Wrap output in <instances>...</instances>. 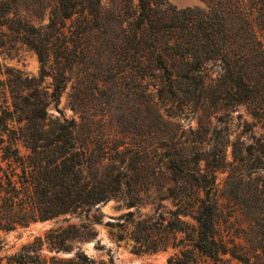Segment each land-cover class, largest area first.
Returning a JSON list of instances; mask_svg holds the SVG:
<instances>
[{"label":"trees","instance_id":"trees-1","mask_svg":"<svg viewBox=\"0 0 264 264\" xmlns=\"http://www.w3.org/2000/svg\"><path fill=\"white\" fill-rule=\"evenodd\" d=\"M201 1L178 7L169 0H0V52L21 41L36 49L44 66L54 54L60 70L51 85H42L47 71L36 77L3 70L0 62V244L3 232L21 226L85 216L80 223L51 228L45 237L35 236L1 256L0 264L4 259L5 264H96L81 248L72 255L60 253L95 237L93 223L103 221L100 204L137 182L128 174L132 161L126 163L125 141L109 146L110 135L90 127L80 131L50 112L74 66L147 67L152 70L148 75L164 79L158 90L165 97L175 95L191 104L210 97L244 102L264 118V0ZM154 106L158 122L166 121L159 105ZM165 129L154 127L152 149L166 148L162 155L169 175L152 184L177 200L175 219L168 234L138 224L133 249L181 246L169 264L196 261L198 254L217 260L230 254L245 264H264V181L256 185V224L248 226L244 242H237L223 231L216 192L225 147L202 155L201 144L180 148L173 136L161 144ZM192 151L197 155L191 156ZM210 155L217 163L210 164ZM260 155L264 159V149ZM177 231L183 233L180 243L171 240ZM45 244L52 254L43 253Z\"/></svg>","mask_w":264,"mask_h":264},{"label":"rangeland","instance_id":"rangeland-1","mask_svg":"<svg viewBox=\"0 0 264 264\" xmlns=\"http://www.w3.org/2000/svg\"><path fill=\"white\" fill-rule=\"evenodd\" d=\"M169 1L178 7L202 4L201 0ZM0 62L3 70L10 67L36 77H40L43 70L47 71L41 79L42 85H51L53 74L60 71L54 54L44 66L36 49L21 41L1 51ZM219 68L215 67L212 72L217 73ZM139 69L127 67L121 71L108 65L74 66L66 72L59 101L49 107L50 112L62 121L71 122L80 131L90 127L110 135L109 146L125 141L121 147H127L126 163L132 161L128 174L137 181L125 187L117 197L100 204L103 221L93 223L98 231L95 237L79 240L71 251L60 254L72 255L81 248L96 264L110 260L117 264H169L171 255L179 251L181 246L172 244L157 250L137 252L133 249L132 231L138 224H149L158 234H168L169 223L175 219L178 207L175 198L158 191L152 184L155 178L169 175L163 164L166 158L162 153L166 148L159 147L158 152L152 149L154 127H166L159 140L161 144L173 136L180 148L201 144L202 155L225 147L227 160L216 175V192L221 197L223 210L220 221L228 237L244 242L248 226L257 221L253 212L257 204L256 185L264 181V159L260 155V150L264 149V118L255 116L244 102L217 101L210 97L191 104L175 95L165 97L158 90L164 79L148 75L150 68ZM144 71L147 75L138 77ZM96 75L100 79L94 82ZM6 76V73L1 74V77ZM155 104L165 113L166 121L158 122ZM196 155L197 152H191V156ZM209 159L210 164L215 162L212 155ZM201 163L205 167V158ZM90 217L95 218L93 214ZM84 218V215H73L65 221L64 216H60L3 232L0 257L19 250L35 236L45 237L51 228L68 222L80 223ZM187 219L195 223L191 216ZM120 233L122 238H119ZM176 234L177 238L172 236L171 240L180 243L183 233L177 231ZM53 252L47 244L43 246V253ZM224 257L217 260L198 254L196 261L191 259L187 264H245L230 254Z\"/></svg>","mask_w":264,"mask_h":264}]
</instances>
